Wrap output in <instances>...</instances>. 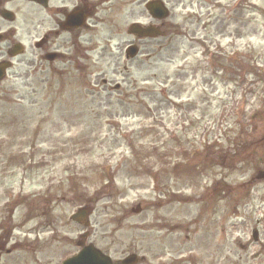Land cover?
Here are the masks:
<instances>
[{
    "label": "rangeland",
    "instance_id": "1",
    "mask_svg": "<svg viewBox=\"0 0 264 264\" xmlns=\"http://www.w3.org/2000/svg\"><path fill=\"white\" fill-rule=\"evenodd\" d=\"M161 1L166 39L120 56L123 13L77 67L35 59L46 20H0L26 48L0 82L1 264H61L84 232L113 264H264V0Z\"/></svg>",
    "mask_w": 264,
    "mask_h": 264
},
{
    "label": "flooded vegetation",
    "instance_id": "2",
    "mask_svg": "<svg viewBox=\"0 0 264 264\" xmlns=\"http://www.w3.org/2000/svg\"><path fill=\"white\" fill-rule=\"evenodd\" d=\"M126 1H124L125 4L122 8H119L118 3L112 0H47V6L43 2L38 3L36 1L0 0V20L5 22L3 14L7 11L8 5L13 4L14 9H11L14 10L15 15L22 13L24 18H30L25 20L26 23L32 24L33 20H36V25L39 26L45 22L44 20L47 21L49 33L44 36L39 44H34V47L37 49L38 46V51L42 52V56L35 58L36 60L43 62V60H46L47 55H51V62L47 64H53L58 60L63 65L73 64L75 67L79 66L80 61L98 64L105 61L104 56L108 47H102L96 59L94 55L96 50L94 48H83L86 47L83 45H88L89 42L86 41L88 40L86 37L82 38V35L84 33H96L104 29L105 25L111 24L113 25L114 32L112 33L115 34V38L121 40L115 29L118 27V19L120 16H123V13L125 18L131 19L129 26L137 24L142 28L156 27L160 32L164 29L163 33L161 32V36L156 39L128 35L130 38L129 42L121 40L119 43H122L123 47L120 56L123 55L125 59L128 47H135L139 55L141 49L149 42L156 41L162 37L166 39L167 37L166 20L162 22L153 21L145 10L144 14L146 13L148 17H145L142 13L140 17L135 18L134 9L132 8L134 1ZM19 3L33 4V6H24ZM103 3L108 6L105 7ZM12 16L14 20V15L12 14ZM14 35L15 33L9 31L5 23H0V65L6 64L8 66L9 64L12 67L11 61L19 58L18 56H13V49L19 44L17 42L11 43ZM117 46L118 44L115 48L118 50ZM24 54L25 49L22 48L21 56ZM109 56H112L111 53ZM29 59L34 58L31 55ZM30 63H33V60ZM76 244L80 243L77 242Z\"/></svg>",
    "mask_w": 264,
    "mask_h": 264
},
{
    "label": "water",
    "instance_id": "3",
    "mask_svg": "<svg viewBox=\"0 0 264 264\" xmlns=\"http://www.w3.org/2000/svg\"><path fill=\"white\" fill-rule=\"evenodd\" d=\"M148 11L152 15V17L163 19L167 16V11L163 7V5L159 2H151L147 6ZM137 27L131 28V33L135 32ZM143 36H149V37H155L156 35H159L157 30L155 29H148L146 32L140 33ZM135 53L131 54V57H133ZM6 67L0 66V79L3 77V70ZM259 178L264 179V173L259 176ZM86 212L81 211L78 214L71 217V219L78 221L79 223H83V221L86 219ZM137 258L135 256H129L127 257L122 264H136ZM64 264H111L110 260L107 257H104L101 255L98 251H96L91 245L83 249L77 256L73 257L72 259L66 261Z\"/></svg>",
    "mask_w": 264,
    "mask_h": 264
},
{
    "label": "trees",
    "instance_id": "4",
    "mask_svg": "<svg viewBox=\"0 0 264 264\" xmlns=\"http://www.w3.org/2000/svg\"><path fill=\"white\" fill-rule=\"evenodd\" d=\"M245 68H246L245 72H246L247 74H251V73H253V72L255 71L254 65H252V64H250V63H247V64L245 65ZM243 70H244V68L241 66V69L239 70V72L242 73ZM253 74H254V73H253Z\"/></svg>",
    "mask_w": 264,
    "mask_h": 264
}]
</instances>
